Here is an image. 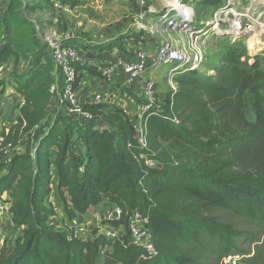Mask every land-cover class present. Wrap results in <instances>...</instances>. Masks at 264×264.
I'll use <instances>...</instances> for the list:
<instances>
[{"label": "trees", "instance_id": "1", "mask_svg": "<svg viewBox=\"0 0 264 264\" xmlns=\"http://www.w3.org/2000/svg\"><path fill=\"white\" fill-rule=\"evenodd\" d=\"M156 1L127 0V8L148 17ZM225 1L183 3L215 11ZM28 4L0 0V68L13 65L15 92L23 102L0 143V203L9 205L10 223L22 232L11 246L2 245L0 264H221L227 257L248 256L238 244H257L258 238L227 220L236 217L264 234V71L258 62L244 60L248 48L235 43L212 75L176 74L161 113L153 108L147 114L141 149L129 121L107 105H84L82 111L95 120L83 126L63 118L49 123L54 63ZM143 34L118 37L103 51L126 54L123 42H140ZM22 61L28 73L16 77ZM76 132L81 151L73 143ZM54 183L70 221L108 202L120 210L113 225L126 228L138 209L147 218L156 255L148 258L144 249L128 244V234L114 243L103 237L87 242L72 229H51L42 208ZM258 257L256 251L245 260L251 264Z\"/></svg>", "mask_w": 264, "mask_h": 264}, {"label": "rangeland", "instance_id": "2", "mask_svg": "<svg viewBox=\"0 0 264 264\" xmlns=\"http://www.w3.org/2000/svg\"><path fill=\"white\" fill-rule=\"evenodd\" d=\"M68 1L75 3V5L68 4ZM23 2L29 3L28 5L30 8L33 7L34 14H32L30 18L38 21L41 27L40 34L42 37H45V39L53 40L58 37L60 40H64V38H67V40L64 41L69 43L75 42L74 44L80 51H89L91 49L97 52L99 51V55L94 59V65L97 64V67H94V69H81V67H77L79 74L75 80H80L76 93L78 106L83 107L84 105L93 104L96 94L102 93L105 100L101 105H107L117 109L118 103L120 104L123 99L122 96L127 94L134 102L133 110L140 114L139 108L146 103L147 99L141 86L135 87L134 90H130L125 86V82L121 75L115 77L111 86L103 84L100 78V67L117 59H112L114 53H108L114 49L111 51H103V49L118 37H131L133 34L140 32V26L146 28L157 22L163 7L161 10H159V7L155 9L152 8L151 11L155 12L149 13L148 17L145 16L143 19H140V17L130 13L127 8V0L125 3L122 0H23ZM237 9L238 12L246 13L252 21L264 22V0H244L242 4L237 6ZM193 11L196 23L202 25V28L208 25L206 24L207 22L213 21V14L215 11L209 8H193ZM55 15L58 16V28H56V24L53 23ZM218 29L221 31L224 30V24L220 25ZM58 30L61 33H58ZM68 30L71 31L67 34H62V32ZM143 33L144 38L141 39L142 42L140 41V44L151 56L154 55L156 47L162 41H170L173 43L174 47L184 46L188 43L187 37L184 39L185 35L176 31H163L159 35L153 36H146L145 31H143ZM213 34L214 33L209 32L205 36L206 44L201 48L204 61L199 71L202 74L212 75L210 71L219 65L218 62L221 56L238 42H242L243 45L248 48L244 60L248 63L253 61L258 62L261 69L264 71V39H259L257 37L236 38L231 35L218 36ZM181 39H184V42H181ZM129 40L132 42H129ZM127 41L124 47L130 50L134 47L133 42L139 43L133 38ZM250 41L252 45L248 44ZM2 48L3 45L0 42V50H2ZM12 70V64L0 68V83L4 87V92L0 95V143L6 136L9 128L15 123L18 110L23 103L21 97L15 92V79L12 76ZM27 73L28 67L25 61H22L15 72V76L24 77ZM90 73H95L97 76L93 77ZM172 75L173 73H170L166 68H162L155 73L153 108L157 106L160 107L163 102L164 94L169 90H173V88L175 89L173 78L176 73L174 76ZM82 80H86V83L82 84ZM81 84L82 87H80ZM59 90V88L56 89L55 97L47 108L49 123L53 122L55 119L63 118L67 120L70 119L74 123L77 122L78 126H83L81 114L73 112V109L65 102L62 104L59 103ZM81 91L84 92V94L91 95L92 98L88 100V102H81ZM112 100L115 105L112 104ZM84 101H86V99ZM247 118L251 122L255 120L252 111L247 112ZM73 143L75 149L81 151V142L78 132H76L73 138ZM17 152L22 153V148L19 147ZM64 198H67L66 194ZM4 199H7V197H4ZM103 203L105 204L101 205V203L96 207L89 208L83 215H79L76 219L70 221L64 214L62 198L57 192L54 183L52 192L44 201L42 214L47 218L51 229L60 231L72 229L77 236L76 238L87 242L93 241L96 237H103L108 242L114 243L115 240L105 238L104 235L114 229H122L124 227H115L113 224L117 221L111 220L116 217V210L118 208L110 203L107 204L108 202ZM8 208V204L0 203V248L4 243H6L7 246H11L22 232V228L11 225V216L8 213ZM227 220L230 223H235L239 229L255 234L259 242L257 244H250L249 242L238 244L242 251L248 254V256L245 258L238 256L227 257L222 260L221 264H247V260L245 259L253 257L256 251H259V257L251 264H264V234L259 233V230L255 227L245 225L236 217L227 216ZM126 234L127 232L124 229L123 236ZM104 251L112 250L111 248H107ZM101 263L102 260L97 261L96 264Z\"/></svg>", "mask_w": 264, "mask_h": 264}, {"label": "built area", "instance_id": "3", "mask_svg": "<svg viewBox=\"0 0 264 264\" xmlns=\"http://www.w3.org/2000/svg\"><path fill=\"white\" fill-rule=\"evenodd\" d=\"M177 2L180 9L175 7L163 8L164 10L162 9L160 11L157 22L146 28L140 26V30L145 31L146 36L159 35L163 31H176L185 35L184 39L187 37L188 43L186 45L174 47L172 42L162 41L156 47L154 55L151 56L139 42L136 43L138 45L135 51L100 67V78L106 86H111L115 77L121 75L125 86L130 90H134L135 87L140 86L143 88L147 99L146 105L144 104L139 108L140 114L133 110L134 102L127 94H124L122 101L120 104L118 103L119 110L133 127L136 143L141 149L146 147L147 114L153 109L152 106L154 105V77L157 71L166 68L174 76L175 73L199 70L203 66L204 61L201 48L205 46V36L209 32L218 36L231 35L236 38L257 37L264 39V22L252 21L246 13L238 12L237 6L242 4L244 0H226L214 12L213 21L207 22L206 24L208 25L205 28H202V25L196 23L192 6L183 3V0H177ZM152 12L155 11H149V13ZM57 18L58 16L55 15L53 20L54 24H56ZM143 18V16L140 17V19ZM222 24H224L225 29L221 31L218 27ZM37 31L42 41L47 44L48 51L54 63L53 80L50 86V102L53 101L56 89L59 88V103L62 104L65 102L73 109V112L81 114L82 125L88 121H94L95 117L92 114L83 112L82 107L77 105L76 93L78 85L74 86L75 79L79 74L77 67L89 68L94 65V60L87 53L78 50L76 46L65 42L67 38H64L65 41L60 40L58 37L49 40L41 36L38 26ZM184 39H181V42H184ZM210 72L212 73V71ZM103 96L102 93H97L91 105L101 104L105 100ZM112 104L115 105L114 101ZM154 108H157V111L161 113L159 106ZM75 123L78 124L77 122ZM100 126H102L100 123L96 124V127H99V129L101 128ZM145 164L148 167L154 166V163L148 160L145 161ZM119 219L120 210L117 209L116 217L111 220L118 221ZM124 229L128 234V244H133L144 249L148 258L156 255L151 243L150 233L147 229V218L138 209L130 215L126 228L114 229L107 232L104 236L115 241L121 240L124 237ZM75 237H77L76 234Z\"/></svg>", "mask_w": 264, "mask_h": 264}, {"label": "crops", "instance_id": "4", "mask_svg": "<svg viewBox=\"0 0 264 264\" xmlns=\"http://www.w3.org/2000/svg\"><path fill=\"white\" fill-rule=\"evenodd\" d=\"M124 3L126 2V0H122ZM166 2H167V0H157L156 1V3H155V5H154V9L156 8V7H159V10H161L162 9V7L163 8H165V6H167V5H170V7H175V8H179L178 7V5H176V4H166ZM170 7H168V8H170ZM218 9V8H217ZM216 9V10H217ZM215 10V11H216ZM158 11V10H157ZM128 41L126 40V41H124V43H123V46H125V44L127 43ZM129 42H132L131 40H129ZM134 44H133V48L130 50V49H127V47H124L125 48V51H126V54H123L122 52H120V51H118L117 49H114L113 51H111V52H108V53H114V55H112V59H114V58H120V57H122L123 55H127V54H129L130 52H133V51H135V48H136V42H133ZM83 53H87V54H89L90 56V58L91 59H95L96 58V56H98L99 54H98V52L97 51H95V50H93V49H91V50H89V51H82ZM104 54V53H103ZM94 56V57H93ZM94 67H97V64H95L94 66H91V67H89V69H94ZM82 69V68H81ZM83 82H82V84H85L86 83V80H82ZM82 84L80 85V87H82ZM85 97V98H84ZM81 102H88V100H90L91 98H92V96L91 95H87V94H84V92H82L81 91ZM86 99V101H84ZM105 203H102L101 205H104ZM107 204H109V203H107Z\"/></svg>", "mask_w": 264, "mask_h": 264}, {"label": "bare ground", "instance_id": "5", "mask_svg": "<svg viewBox=\"0 0 264 264\" xmlns=\"http://www.w3.org/2000/svg\"><path fill=\"white\" fill-rule=\"evenodd\" d=\"M171 3L178 5V7H179L178 9H180V6L176 0H167V2H166V4H171ZM166 7L168 8V7H170V5H167ZM248 44L252 45V42L250 41Z\"/></svg>", "mask_w": 264, "mask_h": 264}]
</instances>
